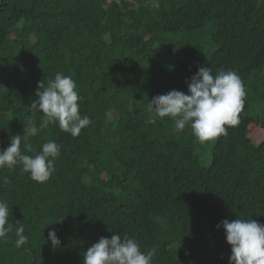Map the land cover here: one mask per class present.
Wrapping results in <instances>:
<instances>
[{
	"label": "trees",
	"instance_id": "trees-1",
	"mask_svg": "<svg viewBox=\"0 0 264 264\" xmlns=\"http://www.w3.org/2000/svg\"><path fill=\"white\" fill-rule=\"evenodd\" d=\"M152 3L0 0V151L33 127L23 154L50 140L60 146L44 183L20 165L0 169L12 225L0 239V264H83L89 247L114 234L134 238L142 252L155 248L153 264H229L231 246L217 225L237 218L264 225V123L246 97L251 83L256 103L264 101V5ZM200 67L235 71L245 90L239 122L216 138L207 166V142H196L189 125L178 130L168 117L146 123L149 101L188 94ZM57 73L75 81L80 114L92 120L75 138L58 125L41 129L42 113L30 108L38 82ZM17 221L28 237L20 248Z\"/></svg>",
	"mask_w": 264,
	"mask_h": 264
},
{
	"label": "clouds",
	"instance_id": "clouds-1",
	"mask_svg": "<svg viewBox=\"0 0 264 264\" xmlns=\"http://www.w3.org/2000/svg\"><path fill=\"white\" fill-rule=\"evenodd\" d=\"M264 5V0H257V6ZM152 6L159 8V0H153ZM194 46V45H193ZM187 83V81H186ZM245 90L240 76L232 70H217L215 75L211 68L200 67L188 83V94L171 90L166 94L153 97L148 103V124L168 117L173 120L175 128L183 130L189 125L195 141L201 145L226 134V126L238 124V114L244 107ZM36 99L30 108L33 114L42 113L40 128L50 124L58 125L61 131L77 137L82 129L92 123L89 116H81L76 91V83L63 73H57L54 79L38 82ZM33 127L23 137H11L10 145L0 151V169H14L21 166L22 173H28L30 179L37 183L46 182L55 171V161L60 156V146L53 140L44 143L34 156L23 154L22 139L35 135ZM27 151L33 149L25 143ZM8 184L7 177L2 178ZM18 223L15 229V247L20 248L28 241L25 228ZM223 227L226 242L231 246L229 264H264V225L253 219H224L217 228ZM12 231L9 224V206L0 200V239H5ZM53 247L60 246L55 231L48 233ZM156 249L142 252L139 243L128 236L112 235L101 237L89 247L83 255V264H153Z\"/></svg>",
	"mask_w": 264,
	"mask_h": 264
},
{
	"label": "rangeland",
	"instance_id": "rangeland-1",
	"mask_svg": "<svg viewBox=\"0 0 264 264\" xmlns=\"http://www.w3.org/2000/svg\"><path fill=\"white\" fill-rule=\"evenodd\" d=\"M259 75H261V79L264 80V73H260ZM261 84H256V86L258 87V94L263 92V89L260 88ZM254 93H253V88L251 87V83H249V86L247 88L246 91V97L250 103V115L252 117H257L260 119L261 122L264 123V101H259V103H256V101L254 100L253 97ZM257 98V96H256ZM216 138L212 141L207 142L204 147V152H202V155L205 153V156L202 157V166H207L210 163V151H211V147L213 145V143L215 142Z\"/></svg>",
	"mask_w": 264,
	"mask_h": 264
}]
</instances>
